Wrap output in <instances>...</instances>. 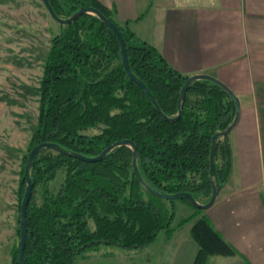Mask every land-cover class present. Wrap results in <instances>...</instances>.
<instances>
[{"label": "trees", "instance_id": "obj_1", "mask_svg": "<svg viewBox=\"0 0 264 264\" xmlns=\"http://www.w3.org/2000/svg\"><path fill=\"white\" fill-rule=\"evenodd\" d=\"M49 3L61 18L90 7L112 21L124 40L133 75L165 115H176L179 92L188 76L171 68L158 50L137 38L126 23L119 25L98 0ZM62 28L52 37L44 59L29 151L41 142H51L92 157L115 141L130 139L138 150L139 174L153 190L187 192L198 202H207L212 190L208 163L211 137L232 122V99L219 86L197 80L188 87L181 116L173 122L164 121L126 75L118 40L107 26L96 16L84 14ZM93 128L98 130L96 134L85 133ZM131 158L127 146L115 147L93 163L49 149L39 151L30 168L24 264H75L76 257L100 245L143 249L159 232L169 237L176 227L191 220L189 234L198 247L192 264H206L211 256L238 254L205 216H199L203 210L191 206L186 198L166 200L145 191L133 173ZM60 169L64 171L62 182L52 192L47 185ZM214 174L220 188L230 177L228 136L216 140ZM21 175L20 202L25 188L23 169ZM37 186L39 204L33 197ZM176 201L189 205L193 213L173 225ZM17 235L19 238V227ZM10 264H20L18 245L12 250Z\"/></svg>", "mask_w": 264, "mask_h": 264}, {"label": "crops", "instance_id": "obj_2", "mask_svg": "<svg viewBox=\"0 0 264 264\" xmlns=\"http://www.w3.org/2000/svg\"><path fill=\"white\" fill-rule=\"evenodd\" d=\"M98 1L175 71L211 75L238 97V121L228 134L231 174L199 215L238 254L211 256L206 264H264V0ZM182 207L184 218L193 213ZM192 223L164 234L160 264H192L198 250Z\"/></svg>", "mask_w": 264, "mask_h": 264}, {"label": "rangeland", "instance_id": "obj_3", "mask_svg": "<svg viewBox=\"0 0 264 264\" xmlns=\"http://www.w3.org/2000/svg\"><path fill=\"white\" fill-rule=\"evenodd\" d=\"M62 29L41 0H0V264L11 263L12 250L18 245L23 159L36 125L44 59L52 37ZM97 132L96 128L85 131L87 135ZM63 175L64 171L58 170L48 189L56 192ZM33 197L39 204V186ZM182 205L186 204L176 201L173 225L186 215ZM165 244L161 231L143 249L100 245L76 257L75 264H160L165 259Z\"/></svg>", "mask_w": 264, "mask_h": 264}, {"label": "water", "instance_id": "obj_4", "mask_svg": "<svg viewBox=\"0 0 264 264\" xmlns=\"http://www.w3.org/2000/svg\"><path fill=\"white\" fill-rule=\"evenodd\" d=\"M48 15L57 23L61 25H67L80 16L84 14H92L96 16L105 26H107L116 36L119 47H120V53H121V60H122V65L124 68V71L128 78L136 84L148 97L152 105L154 106L156 112L159 114V116L162 118V120L167 121V122H173L176 121L180 116L182 112V101L186 95V92L188 90V87L190 84H192L194 81L197 80H203V81H208L212 84H215L219 86L226 94L228 97L232 99L235 105V115L232 120V122L222 131L216 132L212 137H211V143H210V151H209V156H208V163H209V180L211 183V194L207 202L201 203L198 202L190 193L187 192H178L174 194H163L159 193L155 190H153L140 176L138 168H137V157H138V150L135 146V144L130 140V139H122L115 141L114 143L108 145L105 147L98 155L88 157L83 154L77 153V152H71L67 151L66 149L60 147L56 143H51V142H41L31 148V150L28 153L24 168H23V177L25 181V188H24V193L20 202V207H19V243H18V257H19V262L20 264H24V246H25V239H26V222H25V216H26V209L31 197V191H32V182L30 178V168L33 163L34 158L36 155L41 151L42 149H49L53 152H56L58 154L65 155L67 157H72L75 159H78L83 162L87 163H93V162H98L101 161L105 155L111 151L115 147L119 146H127L132 150V158H131V165H132V170L136 178L139 180L141 186L145 191L148 193L155 195L157 197H160L162 199L166 200H176L178 198H186L188 202L190 203L191 206H193L196 209L199 210H206L208 209L216 200L218 192L220 190L219 184L215 180V174H214V151H215V146H216V140L219 137H225L228 136V134L232 131V129L235 127L238 117H239V112H240V102L237 96H235L229 88L224 85L221 81L216 79L215 77L208 75V74H195L188 76L187 79L184 81L180 92H179V97L177 101V113L175 116L169 117L165 115L161 109L159 108L158 104L156 103V100L154 97L151 95L149 90L146 88V86L139 80L137 79L133 73L130 70L129 64H128V59H127V53H126V47L124 40L122 38V35L117 28V26L110 21L108 18H106L99 10L95 8H90V7H81L79 8L76 12H74L72 15L66 18H61L56 15L54 12L53 8L51 7L49 0H41Z\"/></svg>", "mask_w": 264, "mask_h": 264}]
</instances>
